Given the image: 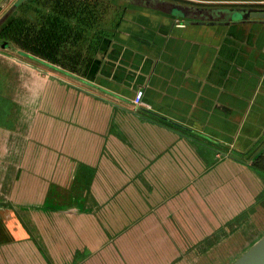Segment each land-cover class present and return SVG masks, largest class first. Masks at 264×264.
Masks as SVG:
<instances>
[{
	"label": "crops",
	"instance_id": "crops-1",
	"mask_svg": "<svg viewBox=\"0 0 264 264\" xmlns=\"http://www.w3.org/2000/svg\"><path fill=\"white\" fill-rule=\"evenodd\" d=\"M109 1L123 15L84 77L0 44V264H203L262 226L264 176L233 154L264 147V21Z\"/></svg>",
	"mask_w": 264,
	"mask_h": 264
},
{
	"label": "trees",
	"instance_id": "trees-1",
	"mask_svg": "<svg viewBox=\"0 0 264 264\" xmlns=\"http://www.w3.org/2000/svg\"><path fill=\"white\" fill-rule=\"evenodd\" d=\"M15 11L0 28V44L7 42L81 77L89 72L102 43L113 37L123 15V7L109 0H24ZM255 147L235 151L233 157L264 176V147Z\"/></svg>",
	"mask_w": 264,
	"mask_h": 264
},
{
	"label": "water",
	"instance_id": "water-1",
	"mask_svg": "<svg viewBox=\"0 0 264 264\" xmlns=\"http://www.w3.org/2000/svg\"><path fill=\"white\" fill-rule=\"evenodd\" d=\"M131 6H141L148 9L157 10H168L177 13L185 20H194L200 22H218V23H250L255 21H264V7L249 6L250 4L239 6V7H224V8H195V7H185L177 4H168L166 2L156 1V0H125ZM21 3V2H20ZM19 2L13 6L10 12L6 13L5 16L0 19V28L7 25L14 13L16 12V7L20 4ZM8 47L7 42L1 43V48L4 49ZM100 52V51H99ZM98 54V53H97ZM146 120L153 123H158L151 117V113L144 111ZM133 113H135L133 111ZM155 116V115H153ZM155 118H157L155 116ZM245 153L246 151H238ZM220 156H225L223 152H218ZM228 157V156H227ZM232 264H264V236H262L257 242H255L246 252H244L238 259H236Z\"/></svg>",
	"mask_w": 264,
	"mask_h": 264
},
{
	"label": "rangeland",
	"instance_id": "rangeland-1",
	"mask_svg": "<svg viewBox=\"0 0 264 264\" xmlns=\"http://www.w3.org/2000/svg\"><path fill=\"white\" fill-rule=\"evenodd\" d=\"M24 0L18 1L19 3ZM262 201V196L259 199V203ZM48 203V202H45ZM259 223L262 226L251 225L246 232L245 239L242 240H218L221 242L219 245V251L213 256H209L207 260L202 259L205 255L198 254V260L195 262H203V264H232L236 259H238L244 252H246L255 242H257L262 236H264V198L262 201L261 219ZM247 225V224H246ZM248 236H253L248 239ZM217 241V240H216ZM218 242V243H219Z\"/></svg>",
	"mask_w": 264,
	"mask_h": 264
},
{
	"label": "built area",
	"instance_id": "built-area-1",
	"mask_svg": "<svg viewBox=\"0 0 264 264\" xmlns=\"http://www.w3.org/2000/svg\"><path fill=\"white\" fill-rule=\"evenodd\" d=\"M181 26V25H178ZM132 110L134 112H138L139 110L142 109H149V106H147L144 102H143V92L141 90H137L132 98Z\"/></svg>",
	"mask_w": 264,
	"mask_h": 264
}]
</instances>
